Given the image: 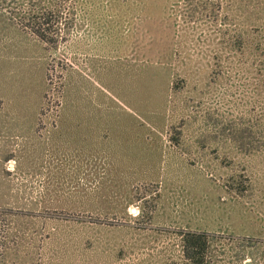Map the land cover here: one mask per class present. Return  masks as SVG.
Returning a JSON list of instances; mask_svg holds the SVG:
<instances>
[{
  "label": "rangeland",
  "instance_id": "1",
  "mask_svg": "<svg viewBox=\"0 0 264 264\" xmlns=\"http://www.w3.org/2000/svg\"><path fill=\"white\" fill-rule=\"evenodd\" d=\"M51 1L73 24L57 51L0 18V106L26 103L21 126L3 111L0 147L28 156L9 198L43 212L23 225L39 262L183 264L182 230L264 240V0ZM80 96L105 117L35 154ZM47 187L43 206L87 207L38 210Z\"/></svg>",
  "mask_w": 264,
  "mask_h": 264
},
{
  "label": "trees",
  "instance_id": "2",
  "mask_svg": "<svg viewBox=\"0 0 264 264\" xmlns=\"http://www.w3.org/2000/svg\"><path fill=\"white\" fill-rule=\"evenodd\" d=\"M6 1L0 0L2 6L5 5ZM19 2L29 3L28 5L30 7L26 10L11 12L6 11L3 6L0 8V18L6 17L9 20L11 19L10 21H17L16 23L21 28V30L19 29L20 32L23 34H31L37 40L53 46L54 50L57 51V47L61 42L59 39L61 38L63 41H66L62 36L70 32L73 24L71 22L68 23L67 28L60 26L62 11L58 9L56 2L51 0H20ZM3 22L4 24L0 26V29L10 27L6 24V19ZM3 84L6 85L5 80L0 81V85ZM66 90H68V87ZM70 91L69 89L66 100L70 97ZM62 98H64V94ZM79 99L80 103L75 107L71 103H67V106L64 107L63 103H61V110L57 113V117H54L55 120H53L52 124L56 123L57 118H59L58 121L60 123L67 125L66 129L60 128L58 130L54 127V136L52 135V139L48 137L45 141L39 140L35 142V154L41 155L49 146L52 147L53 151L55 149L65 151L66 148L70 150L76 141L77 134L75 135V127L79 126L78 128L80 130H84L80 127L84 120L87 121L86 118L90 119L92 116L97 117L96 115L105 117L101 113V110H90L88 107L91 106L83 103L85 96H80ZM17 101L14 106H0V119H2L1 115L3 111L8 116L9 112L13 111L11 109L16 107V109H22V113L20 117H16L15 120L13 118L12 120H14V124L20 123L21 126L24 124L21 122V119L25 116L23 107L26 106V103L24 99ZM91 108L96 109L97 107ZM74 118L79 120V123L70 121V119ZM84 125L86 127V124ZM89 125L91 126L93 124H88L87 126L89 127ZM98 125L94 126V133L103 126ZM79 132L77 131V133ZM12 145L11 149L0 147V166H2L0 167V264H41L38 258L39 244L37 243V238L35 236L33 237V235L29 236L23 225H33L34 218L43 214V212H36L37 210H33V207H28L23 204L19 205L16 202H12L10 200L11 198H9L10 188L12 186L10 184V175L12 172H10L9 168L14 167L15 175L23 172L18 158L20 156H27V154L18 155L17 151H20L18 148L19 145L15 143H12ZM12 159L18 160V164L16 163L15 166L14 164L10 165L9 163L13 161ZM28 159L26 158V160ZM54 191L55 189L47 187L43 191L37 192L40 199L35 200L36 207L38 208V203L42 204L41 198L44 195L45 197L51 196L55 194ZM20 192L23 193L25 190L23 192L20 190ZM242 192L243 190H239L238 193ZM42 207H45V210L47 207L48 210L51 207L54 211L67 209L77 211L78 208L84 209L87 206L84 204L71 206L55 203V205L51 204L50 206H43L42 204ZM178 236L181 242L180 258L183 264H246L247 259H250L251 264H264V240L254 241L249 237L216 236L215 234L199 230H182Z\"/></svg>",
  "mask_w": 264,
  "mask_h": 264
},
{
  "label": "water",
  "instance_id": "3",
  "mask_svg": "<svg viewBox=\"0 0 264 264\" xmlns=\"http://www.w3.org/2000/svg\"><path fill=\"white\" fill-rule=\"evenodd\" d=\"M247 264H250V262H247Z\"/></svg>",
  "mask_w": 264,
  "mask_h": 264
}]
</instances>
